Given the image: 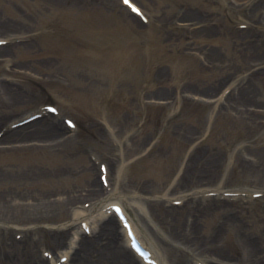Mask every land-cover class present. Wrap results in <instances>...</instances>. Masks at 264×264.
<instances>
[{
	"label": "rangeland",
	"instance_id": "374dc122",
	"mask_svg": "<svg viewBox=\"0 0 264 264\" xmlns=\"http://www.w3.org/2000/svg\"><path fill=\"white\" fill-rule=\"evenodd\" d=\"M133 1L143 9L148 23L131 17L119 0H0V38L21 36L8 39L7 51L0 53V131L5 133L9 123L50 103L60 113L52 118L63 127L67 118L77 124L75 132L65 130L70 138L53 149L0 142V193L59 199L66 191L84 190L92 168L98 178L99 165L109 168L112 163L114 197L130 201L131 205L123 206L148 237L160 244L167 264H196L198 259L203 264H217L206 255L194 256L168 238L170 232L186 233L191 219H198L196 234L202 242L209 243L215 231L223 229L222 236L215 237L217 243H212L232 263L250 264L237 231L223 222L227 214L232 215L228 209L264 206V196L254 203L227 197L232 207L197 216L190 210L194 202L182 200L177 206L170 200L180 196V175L186 165H193L188 160L198 162L192 169L196 174L202 166L199 160L217 162L212 168L216 171L213 181L186 187L187 192L218 185L224 190H264V73L251 79L248 68L253 65L249 63L256 58L235 33L250 28L249 3ZM186 11L207 15L216 30L191 35L197 25L181 22L187 18H181ZM255 32L256 41L264 39V25ZM248 74V87L254 90L256 102L243 106L247 111L255 109L257 123L241 116L244 107L234 106L228 99L230 94L234 97L244 91L237 89ZM11 87L21 100L13 98ZM187 87L199 93L196 89L213 88L215 98L185 94L182 91ZM224 89L227 94L213 103ZM225 98L231 108L225 107ZM132 135L147 141L135 153L129 150ZM250 155L260 160L258 175L246 166ZM118 165L120 173L115 175ZM136 182L146 184L151 193L134 194ZM114 199L104 205L109 207ZM134 201L159 206L149 213ZM81 203L77 207L84 206ZM100 212L102 209L86 217L90 223L96 221V227L109 215L99 217ZM244 212L246 232L264 239V211L255 215ZM41 213L43 220L38 219ZM21 214L12 223H0V264H12L6 260L11 255L20 256L13 263L20 264L32 252L45 260L44 252L50 253L59 260L69 246L66 239L75 230L70 223L72 209L45 207L28 210L26 215L20 209ZM74 226L79 227V221ZM63 236L67 245L55 243Z\"/></svg>",
	"mask_w": 264,
	"mask_h": 264
},
{
	"label": "bare ground",
	"instance_id": "6f19581e",
	"mask_svg": "<svg viewBox=\"0 0 264 264\" xmlns=\"http://www.w3.org/2000/svg\"><path fill=\"white\" fill-rule=\"evenodd\" d=\"M54 2H61V0H52ZM248 5V22L250 23L249 30H237L235 33H238L241 37L240 39L243 41V45L246 49L250 50L256 59L254 61H251L253 67H249L250 70V77L253 80L256 78V76H260L264 73V39L260 40L258 39L256 41V28H262L264 25V0H246ZM121 5V4H120ZM122 6V5H121ZM123 7V6H122ZM125 8V7H123ZM126 9V8H125ZM131 16L135 17L134 15L130 14ZM187 17L186 19H183L181 22H189L190 26L197 25L195 29L191 31V35L195 36L197 33H205V32H212L216 30V27H213L214 22L208 20V16L205 14H201L199 11H186L182 14L181 18ZM189 19V20H188ZM21 36H11V37H5L0 38V40L3 39H12V38H18ZM7 51L6 46H0V53H5ZM248 75L243 76L242 81L245 80V83L239 84L238 91H242L240 95L234 96L230 94L231 96L228 97L230 100V103L234 104V106H243L245 105L244 102H256L255 100V92L253 89H251L249 86L250 83V77ZM241 81V82H242ZM233 89L236 90L234 87ZM9 92L12 93V96L15 100H21V97L19 93L14 88H9ZM199 92H194L193 88L187 87L182 91L185 94L194 95V96H208L211 98L215 94V90L213 88L208 89H196ZM222 92V90L216 95V99H214L213 103L220 102V98L218 95ZM204 93V94H203ZM160 100V99H159ZM229 104L226 105V98H225V107L231 108L233 105ZM224 105V103H223ZM243 111H240V115L245 117L246 119L254 120V123H257V117L255 109L252 108L253 111H247L245 109V106ZM255 108V107H254ZM260 108V107H258ZM41 113V112H38ZM50 117L42 116L41 118H37L35 120L29 121L28 123L13 128L8 129L3 135L0 137V142H3L4 144H27L31 143L33 147H36L37 145L41 146L42 149H53L55 147H58L62 141H64L67 138H70V135L66 134L65 130H71L67 127H63V125L56 119L52 118V115H49ZM255 117V118H254ZM26 118V117H25ZM50 118V119H49ZM24 119V118H22ZM20 119V120H22ZM17 120V121H20ZM127 121L124 120L122 125L126 123ZM124 128V127H122ZM115 129L111 128L112 133H115L118 135ZM195 135L191 134V138H194ZM146 140L143 139H137L135 135L129 136V150L133 153L143 149L146 146ZM199 153V152H196ZM198 158H201L200 154H196ZM190 163L193 162V165L190 164L186 165V168H184L183 173L180 175V178L178 180V188L180 189V196L174 197L173 199H170L172 201L176 200H187L188 202H194L192 203L190 210L192 213H194V216H197L198 213L202 212L207 215L208 212L215 211L218 208H222L223 206H226L225 208L232 207V204H229L227 200L228 198L221 199V196L225 195L228 192H239L240 194L243 193H250V196H243L239 195L237 196V201L241 203L244 202V199L247 198V201L249 203H254L257 201H260V199H253L251 195L255 193H264V190H253V191H247V190H224L223 186L218 185L216 188L213 189H205V190H194L192 192H187L185 190L186 187H199L206 185V183H211L213 179L216 177V171L213 170V166L216 165V160L214 162H203L202 160H199L201 162L202 166L199 169V173L197 174L192 171L193 166L197 165L198 162L196 160H188ZM260 165V160H257L253 155L249 156V159L247 160V168L248 170L255 173V175H258L259 172L257 170L258 166ZM111 166V167H110ZM106 168V175H109L107 177V188L102 185V182L99 181L96 177L95 168L91 169L92 175L89 183H87L86 188L84 190H81V192H77L75 190L73 191H66V193H63L60 195V198L58 197H49V196H23L24 198L20 197L18 194H11V193H0V223H12L13 219H20V217H23L22 214L19 216L18 211L21 209V211L25 212V215L27 211H34L39 210V208H45L49 207L50 209L56 208L59 206L63 210L72 209V217L70 219V223L72 222V228L75 230L73 231V234L66 239V241L69 240V246H66V250L64 251L63 255L61 257H68L67 264H144L141 262L136 256V254L131 250L129 247V241L125 235V231L123 228L120 227L117 220L115 219V216L113 214L109 215L101 224L96 227L95 223L96 221H93L91 224V234L86 235L81 232L80 227H75L74 223L76 221H79V224L83 221H87V216H89L91 213H94L95 211H101L102 208L105 207L104 203L107 200H111L112 198H115L114 201L116 203H119L123 206V204L131 205L130 201L128 199H118L114 196H116L117 191L114 187H112L113 183L111 180L113 179L112 172L110 171L114 168L112 163H109V168L107 165H105ZM119 165L116 167L115 175L119 174L120 172ZM101 173V172H100ZM257 178V176H256ZM18 180V179H17ZM135 189H133L134 194H141V195H147L148 193H151L152 189L149 188L146 184H143L141 182L134 183ZM214 193L215 196H206L205 194H212ZM248 193V194H249ZM199 194L202 196L198 197ZM65 196V197H64ZM121 196V195H120ZM217 196V197H216ZM86 198L88 200L84 202H80L81 199ZM197 198V199H195ZM29 202V205L25 204ZM205 201V203H203ZM88 202V203H87ZM82 204L86 206V204H89L88 207H77L78 204ZM134 203L137 204V206L141 210L151 212L152 209L159 206L156 202H151L149 205H142L138 201H134ZM111 204V203H110ZM135 204V205H136ZM185 204V203H184ZM183 204V205H184ZM80 206V205H78ZM22 207V208H20ZM125 209V208H124ZM173 210L172 208H170ZM169 209V210H170ZM253 209V210H252ZM126 211V210H125ZM231 211L229 215L225 217V221L223 222V226L226 223L229 222L231 225H233L234 229L237 231V237L242 240V244L245 247L246 256L249 259L250 264H262L264 260V239L261 236H255L250 233L246 232V226L242 221V217L245 215L246 211L250 215H255L256 212L262 213L264 211V206L255 207L254 208H243L241 207L240 210H229ZM40 213V212H39ZM229 213V212H228ZM38 219L43 220L44 215L38 214ZM102 212L99 213V216L103 217ZM169 217L170 214H167ZM130 217V216H129ZM228 217V218H227ZM198 219H191V223L189 225V230H187L186 233H183L181 231L176 232H170V237L168 238L173 241L178 247H183L186 250H189L194 256H208L213 263L217 264H234L233 259L230 257L227 258V256L224 258L223 253L219 250L218 247L214 243H217L216 235L220 234V237L223 234V229H218L215 231L214 236H211L210 242H202L201 238L196 234L197 231V222ZM20 221V220H19ZM130 222L132 225V230L134 233L138 236L142 244L147 247L154 257L155 260H157L158 264H167L164 256L162 255V251L160 248V244L157 243L155 240L151 239V237H148L147 233L142 229V227L136 223L132 218L130 217ZM118 225V229H117ZM64 236L60 239H57L55 243L59 244H66ZM14 242V241H13ZM12 242V243H13ZM65 242V243H64ZM219 242V239H218ZM15 243V242H14ZM19 244V243H17ZM75 244L77 246H75ZM208 245V246H205ZM28 254V253H27ZM12 257V258H11ZM19 257H13L12 255L7 257L6 260L8 262L16 263L18 261ZM17 260V261H16ZM199 260V259H198ZM232 260V261H231ZM201 260H199L200 262ZM56 260H53L52 262L49 260H45L41 257H37L36 253L32 252L30 254L29 260L27 261H21L20 264H54Z\"/></svg>",
	"mask_w": 264,
	"mask_h": 264
},
{
	"label": "snow or ice",
	"instance_id": "6c2138e0",
	"mask_svg": "<svg viewBox=\"0 0 264 264\" xmlns=\"http://www.w3.org/2000/svg\"><path fill=\"white\" fill-rule=\"evenodd\" d=\"M124 3L128 4L129 0H124ZM135 11V9H133Z\"/></svg>",
	"mask_w": 264,
	"mask_h": 264
}]
</instances>
